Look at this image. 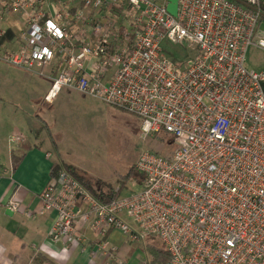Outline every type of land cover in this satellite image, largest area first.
Listing matches in <instances>:
<instances>
[{"label":"built area","instance_id":"built-area-1","mask_svg":"<svg viewBox=\"0 0 264 264\" xmlns=\"http://www.w3.org/2000/svg\"><path fill=\"white\" fill-rule=\"evenodd\" d=\"M166 5L0 0V62L45 77L61 61L47 103L68 88L135 114L145 137L165 132L178 146L169 157L139 156L138 193L104 203L63 171L35 212L55 213L54 241L82 243L90 230L95 255L117 251L103 238L119 229L132 242L157 236L166 264H264V69L247 65L250 46L264 49V0H179L176 17ZM15 15L22 25L10 40ZM164 41L195 55L177 63Z\"/></svg>","mask_w":264,"mask_h":264},{"label":"rangeland","instance_id":"rangeland-1","mask_svg":"<svg viewBox=\"0 0 264 264\" xmlns=\"http://www.w3.org/2000/svg\"><path fill=\"white\" fill-rule=\"evenodd\" d=\"M258 32L264 33V25L258 26ZM163 44L177 63L195 55V49L185 44L170 41ZM247 65L255 70L264 69V49L250 46ZM48 82L35 73L0 62V114L28 132L31 138L39 132L44 148L52 149L56 161L65 164L81 181H91L93 186L98 182L105 192H108L106 186H111L120 192L119 197L126 198L143 188L144 176L135 165L143 152L148 150L169 157L176 151L178 146L172 135L160 132L145 137L138 116L95 97L64 88L53 103L44 104L41 101ZM38 116L47 120V127ZM132 168L133 174L127 177ZM125 220L135 227L130 218ZM123 238L122 231H113L107 239L109 248L120 247ZM133 243L139 246L138 251L133 249V254L131 250L128 258L153 264L154 256L147 243L161 245V241L145 236ZM117 251H110L105 261L99 252L94 256L96 264H130L123 263Z\"/></svg>","mask_w":264,"mask_h":264},{"label":"crops","instance_id":"crops-1","mask_svg":"<svg viewBox=\"0 0 264 264\" xmlns=\"http://www.w3.org/2000/svg\"><path fill=\"white\" fill-rule=\"evenodd\" d=\"M16 18L19 20L15 15L5 23L6 27L11 28L7 35L10 40L14 36L13 30L17 31L22 25ZM60 66L61 61L56 59L46 68L47 74L43 78L49 82L44 97ZM44 97L41 102L51 104ZM38 119L48 126L46 119L40 116ZM14 133L22 135L23 140L13 142L11 136ZM39 138V132L31 138L28 132L0 114V264H96V255L93 254L96 239L90 230H86L87 237L82 243L68 245L63 241H54L50 237V229L55 213L39 215L35 212L42 206L40 194L48 184L52 164L57 162L53 150L44 148ZM50 139H53L52 135ZM10 199L21 203L20 211L9 207ZM115 230H110L107 239ZM126 241L123 238V243L117 248L118 257L123 263L143 264L142 260L128 258L131 249L135 251L139 246L135 244L129 248ZM103 257L105 261L106 257Z\"/></svg>","mask_w":264,"mask_h":264},{"label":"trees","instance_id":"trees-1","mask_svg":"<svg viewBox=\"0 0 264 264\" xmlns=\"http://www.w3.org/2000/svg\"><path fill=\"white\" fill-rule=\"evenodd\" d=\"M132 170H133V168L131 169V171L127 175V177H131V175L133 174ZM63 171H66V172L70 173L71 175H73L84 187H86V189H88L94 196H96L98 199H100L104 203H108L114 199L119 198L120 192L115 191L113 189V187L106 186V188H108V192H105L104 191L105 187L99 185L98 182L95 184V186H93L91 181L85 183V182L81 181V179H79V177H77L71 169H69L67 166H65V164H61L58 161L54 162L52 164L51 171H50V179L48 181V184L49 183L55 184L59 174ZM109 232H107L105 237L103 238L104 241L107 240V236H108ZM150 236L160 240L157 236H153V235H150ZM150 236H148V237H150ZM126 242H127L126 243L127 247H129L130 244L133 245V242H135V241L132 242V241L127 240ZM161 245L164 246L162 241H161ZM161 245H156L155 243H147V246H151V251H152V254L154 256V260H152L153 264H166L169 260V255H168L167 251L164 248H162Z\"/></svg>","mask_w":264,"mask_h":264},{"label":"water","instance_id":"water-1","mask_svg":"<svg viewBox=\"0 0 264 264\" xmlns=\"http://www.w3.org/2000/svg\"><path fill=\"white\" fill-rule=\"evenodd\" d=\"M179 0H167V11L174 17L178 15Z\"/></svg>","mask_w":264,"mask_h":264}]
</instances>
